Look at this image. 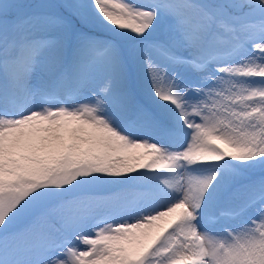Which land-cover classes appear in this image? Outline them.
<instances>
[{
	"label": "snow or ice",
	"instance_id": "snow-or-ice-1",
	"mask_svg": "<svg viewBox=\"0 0 264 264\" xmlns=\"http://www.w3.org/2000/svg\"><path fill=\"white\" fill-rule=\"evenodd\" d=\"M0 264H264V0H0Z\"/></svg>",
	"mask_w": 264,
	"mask_h": 264
},
{
	"label": "rangeland",
	"instance_id": "rangeland-1",
	"mask_svg": "<svg viewBox=\"0 0 264 264\" xmlns=\"http://www.w3.org/2000/svg\"><path fill=\"white\" fill-rule=\"evenodd\" d=\"M23 3H36L39 2V0H21Z\"/></svg>",
	"mask_w": 264,
	"mask_h": 264
}]
</instances>
